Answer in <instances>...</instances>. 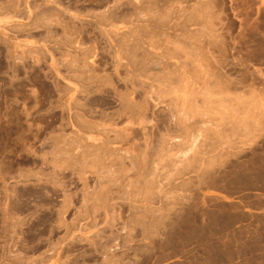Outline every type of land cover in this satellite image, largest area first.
Wrapping results in <instances>:
<instances>
[{
	"label": "rangeland",
	"instance_id": "rangeland-1",
	"mask_svg": "<svg viewBox=\"0 0 264 264\" xmlns=\"http://www.w3.org/2000/svg\"><path fill=\"white\" fill-rule=\"evenodd\" d=\"M0 264H264V0H0Z\"/></svg>",
	"mask_w": 264,
	"mask_h": 264
},
{
	"label": "bare ground",
	"instance_id": "bare-ground-1",
	"mask_svg": "<svg viewBox=\"0 0 264 264\" xmlns=\"http://www.w3.org/2000/svg\"><path fill=\"white\" fill-rule=\"evenodd\" d=\"M169 1V0H168ZM176 1V0H175ZM179 3V2H178ZM138 13H139V11H138ZM110 16H112V15H110ZM111 22V21H110ZM105 23H107V20H106V22ZM112 23V22H111ZM111 23H109V24H111ZM117 24V23H116ZM107 25V24H106ZM155 25H156V23H155ZM113 27V26H112ZM169 28V27H168ZM204 29V28H203ZM105 30V29H104ZM168 30V29H167ZM108 31V30H107ZM107 33V32H106ZM110 36V35H109ZM140 36V35H139ZM139 39V38H138ZM140 41V40H139ZM138 42V41H137ZM137 44V43H136ZM156 45V44H155ZM205 45V44H204ZM139 47V46H138ZM181 47V46H180ZM149 48V47H148ZM132 54V53H131ZM200 61V60H199ZM193 62H194V60H193ZM200 63V62H199ZM194 68V67H193ZM204 68V67H203ZM195 69V68H194ZM204 71V70H203ZM204 73V72H203ZM191 74V73H190ZM201 74V73H200ZM182 75H183V73H182ZM170 76V75H169ZM131 78V77H130ZM179 78V77H178ZM182 78V77H181ZM184 78H186V77H184ZM183 78V79H184ZM216 78V77H215ZM214 78V79H215ZM155 79V78H154ZM158 80V79H157ZM159 81V80H158ZM186 81V80H185ZM208 81V80H207ZM218 81V80H217ZM215 82V81H214ZM189 84V83H188ZM218 84V83H217ZM185 85V84H184ZM205 85V84H204ZM160 86H162V85H160ZM203 86V85H202ZM208 86V85H207ZM215 86V85H214ZM220 86V85H219ZM151 87V86H150ZM173 87V86H172ZM201 88V87H200ZM217 88V87H216ZM203 89V88H202ZM180 92V91H179ZM164 93V92H163ZM186 93V92H185ZM190 93V92H189ZM206 93V92H205ZM208 93V92H207ZM203 94H204V92H203ZM184 95V94H183ZM191 95V94H190ZM206 95V94H205ZM210 95V94H209ZM186 96V98H187V95H185ZM193 96V95H192ZM204 96V95H203ZM205 98L206 97H208V96H204ZM210 97V96H209ZM220 97V96H219ZM218 97V98H219ZM223 97V96H222ZM197 98V97H196ZM221 98V97H220ZM224 98H225V96H224ZM184 99H185V97H184ZM175 100V99H174ZM194 100V99H193ZM197 100V99H196ZM210 99H208V101H209ZM214 100V99H213ZM224 100V99H223ZM184 101V100H183ZM205 101V100H204ZM217 101H218V99H217ZM216 101V102H217ZM207 102V100L205 101V103ZM194 103V102H193ZM176 104V103H175ZM208 104H209V102H208ZM189 105V104H188ZM127 106V105H126ZM181 106V105H180ZM199 106V105H198ZM206 106H207V104H206ZM183 107V106H182ZM197 107V106H196ZM201 107V106H200ZM193 108V107H192ZM195 108V107H194ZM207 110V109H206ZM196 111V110H195ZM202 112V111H201ZM189 113V112H188ZM205 113V112H204ZM183 114H184V112H183ZM186 115V114H185ZM222 142V141H221ZM139 175V174H138ZM152 186V185H151Z\"/></svg>",
	"mask_w": 264,
	"mask_h": 264
}]
</instances>
